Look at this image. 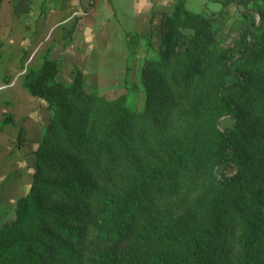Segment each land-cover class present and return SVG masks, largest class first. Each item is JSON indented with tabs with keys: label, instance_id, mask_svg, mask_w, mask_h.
<instances>
[{
	"label": "trees",
	"instance_id": "obj_1",
	"mask_svg": "<svg viewBox=\"0 0 264 264\" xmlns=\"http://www.w3.org/2000/svg\"><path fill=\"white\" fill-rule=\"evenodd\" d=\"M232 3L244 23L229 46L178 5L144 60L142 111L103 101L86 133L84 74L66 86L49 59L28 74L51 120L30 190L0 223V264H264V0ZM58 131L94 136V155Z\"/></svg>",
	"mask_w": 264,
	"mask_h": 264
},
{
	"label": "rangeland",
	"instance_id": "obj_2",
	"mask_svg": "<svg viewBox=\"0 0 264 264\" xmlns=\"http://www.w3.org/2000/svg\"><path fill=\"white\" fill-rule=\"evenodd\" d=\"M178 5L212 21L226 46L243 27L242 7L227 0H0V223L15 219L16 201L30 190L35 152L51 120L47 105L24 87L28 74L46 59L59 64V80L66 86L84 74L86 97L96 103L84 112L88 126L82 132L90 130L103 101L124 97L140 113L145 104L140 81L144 60H157L164 21ZM168 84L174 97L185 93ZM232 124L224 119L221 127ZM147 126L153 130L152 124ZM57 135L63 146L94 155V136L74 142L72 134ZM136 144L131 142L128 152L121 153L129 156Z\"/></svg>",
	"mask_w": 264,
	"mask_h": 264
},
{
	"label": "crops",
	"instance_id": "obj_3",
	"mask_svg": "<svg viewBox=\"0 0 264 264\" xmlns=\"http://www.w3.org/2000/svg\"><path fill=\"white\" fill-rule=\"evenodd\" d=\"M32 2H34V0H32Z\"/></svg>",
	"mask_w": 264,
	"mask_h": 264
}]
</instances>
